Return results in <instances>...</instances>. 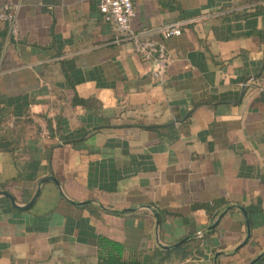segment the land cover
Segmentation results:
<instances>
[{"label":"crops","instance_id":"crops-1","mask_svg":"<svg viewBox=\"0 0 264 264\" xmlns=\"http://www.w3.org/2000/svg\"><path fill=\"white\" fill-rule=\"evenodd\" d=\"M132 2L137 32L183 23L161 81L96 0H0L20 26L0 24V191L20 208L0 196V264H98L99 237L146 264L264 252V0ZM220 202L247 218L198 237Z\"/></svg>","mask_w":264,"mask_h":264},{"label":"built area","instance_id":"built-area-1","mask_svg":"<svg viewBox=\"0 0 264 264\" xmlns=\"http://www.w3.org/2000/svg\"><path fill=\"white\" fill-rule=\"evenodd\" d=\"M96 2L101 17L114 27L118 35L115 42L129 41L134 53L143 62L151 65V77L161 81L169 63L166 43L171 38L180 36L183 23L164 25L154 32H137L131 25L136 17L132 0H96ZM18 10L19 6L16 4L0 5V24L6 27L8 35L15 41L20 35ZM152 34L159 36L160 40H154Z\"/></svg>","mask_w":264,"mask_h":264},{"label":"trees","instance_id":"trees-1","mask_svg":"<svg viewBox=\"0 0 264 264\" xmlns=\"http://www.w3.org/2000/svg\"><path fill=\"white\" fill-rule=\"evenodd\" d=\"M257 1H263V0H257ZM3 117L4 116L0 114V120ZM16 127L17 124L15 123L12 129L9 128L6 131V135H11L13 132H15ZM225 206L226 205L222 202L213 204L211 206H207L205 209L210 220H212L215 214ZM187 245L188 244H183L177 249H174L173 251L157 250L155 257H159L160 260L161 259L164 260L172 252L175 253L183 252V250L186 248ZM97 256H98V264H146L148 260V258H139L137 256L134 257L133 259L125 260L123 258V246L120 243L105 237H99L97 240Z\"/></svg>","mask_w":264,"mask_h":264},{"label":"water","instance_id":"water-1","mask_svg":"<svg viewBox=\"0 0 264 264\" xmlns=\"http://www.w3.org/2000/svg\"><path fill=\"white\" fill-rule=\"evenodd\" d=\"M47 181H53V182H55V183L57 184V182L55 181V179H54L53 177L45 178L44 180H42L41 183H45V182H47ZM38 194H39V190L36 192L34 198L31 200V202L28 204V206H25V207H23L22 209H27L30 205H32L33 202L35 201V199L37 198ZM0 196H1V197L3 196V197H5V198L9 199L10 202L12 203V205H13L15 208L20 209V208L15 204V200H14V198H13L8 192H6V191H0ZM232 209H236V210L241 211V212L245 215V217L247 218L246 213H245V211H244L243 208H240V207H238V206H231V205H230V206H229V205H228V206H225V207L221 208V209L215 214L214 218L211 220V224H210V226H209L208 228H206L205 230H203V231L199 234L198 237L203 238V237H206L208 234H210V233L215 229V227L217 226V224H218L219 220L222 218V216L225 215L229 210H232ZM126 211H129V210H126ZM246 224H247V238H246V241H247L248 238H249V236H250V224H249L248 219H247V221H246ZM189 241H190V238H186V239L181 240L179 243H177V244H175V245H172V246H164V247H162V249H164V250H170V249H173V248H177V247H180L181 245H183V244H185V243H187V242H189ZM227 253H229V252H227ZM263 256H264V252L261 253L259 256H257V257H256V258H255L250 264H255V263H257L260 259L263 258Z\"/></svg>","mask_w":264,"mask_h":264}]
</instances>
